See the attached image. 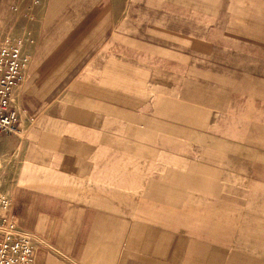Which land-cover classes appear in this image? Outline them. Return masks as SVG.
Masks as SVG:
<instances>
[{
	"label": "crops",
	"instance_id": "crops-1",
	"mask_svg": "<svg viewBox=\"0 0 264 264\" xmlns=\"http://www.w3.org/2000/svg\"><path fill=\"white\" fill-rule=\"evenodd\" d=\"M6 24L33 41L0 158L33 173L35 264H264V0H0Z\"/></svg>",
	"mask_w": 264,
	"mask_h": 264
},
{
	"label": "built area",
	"instance_id": "built-area-1",
	"mask_svg": "<svg viewBox=\"0 0 264 264\" xmlns=\"http://www.w3.org/2000/svg\"><path fill=\"white\" fill-rule=\"evenodd\" d=\"M32 43L28 32L0 35V137L17 135L19 119L11 106V95L13 88L25 80ZM14 204L13 195L0 193V264H35L37 240L18 226Z\"/></svg>",
	"mask_w": 264,
	"mask_h": 264
},
{
	"label": "rangeland",
	"instance_id": "rangeland-1",
	"mask_svg": "<svg viewBox=\"0 0 264 264\" xmlns=\"http://www.w3.org/2000/svg\"><path fill=\"white\" fill-rule=\"evenodd\" d=\"M7 32H11V27H9L7 24L4 25V27L0 25V35ZM0 159V193H8L13 195L15 209L17 190L20 188H28V184H26L27 178L25 176H33V173L31 171L24 170L23 167H21L17 158V154L15 156H9Z\"/></svg>",
	"mask_w": 264,
	"mask_h": 264
}]
</instances>
